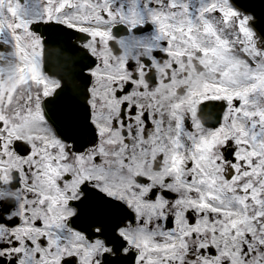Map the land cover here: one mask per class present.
Here are the masks:
<instances>
[{"label": "snow or ice", "instance_id": "snow-or-ice-1", "mask_svg": "<svg viewBox=\"0 0 264 264\" xmlns=\"http://www.w3.org/2000/svg\"><path fill=\"white\" fill-rule=\"evenodd\" d=\"M0 264H264V17L0 0Z\"/></svg>", "mask_w": 264, "mask_h": 264}, {"label": "water", "instance_id": "water-1", "mask_svg": "<svg viewBox=\"0 0 264 264\" xmlns=\"http://www.w3.org/2000/svg\"><path fill=\"white\" fill-rule=\"evenodd\" d=\"M242 2L249 6V10L253 11L257 19L264 17V0H242ZM52 58L61 59L60 56L53 54Z\"/></svg>", "mask_w": 264, "mask_h": 264}, {"label": "flooded vegetation", "instance_id": "flooded-vegetation-1", "mask_svg": "<svg viewBox=\"0 0 264 264\" xmlns=\"http://www.w3.org/2000/svg\"><path fill=\"white\" fill-rule=\"evenodd\" d=\"M56 65H57L56 68L52 69V70H54V71H52L51 69H49L48 64L46 63L45 70L48 71L50 75H57V78H59L58 74L63 71V67L58 66V64H56ZM209 108H211V105L209 106ZM201 118L202 119H206V118L207 119H214V115L211 112H209L207 114H202ZM209 126H211V124H209Z\"/></svg>", "mask_w": 264, "mask_h": 264}]
</instances>
